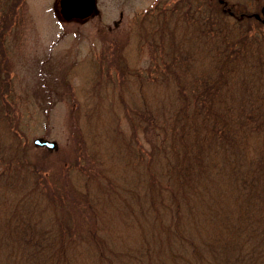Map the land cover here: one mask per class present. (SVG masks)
<instances>
[{"label": "trees", "instance_id": "16d2710c", "mask_svg": "<svg viewBox=\"0 0 264 264\" xmlns=\"http://www.w3.org/2000/svg\"><path fill=\"white\" fill-rule=\"evenodd\" d=\"M24 10L0 0V264H264V0L137 14L69 95L72 152L33 151L12 104Z\"/></svg>", "mask_w": 264, "mask_h": 264}, {"label": "rangeland", "instance_id": "374dc122", "mask_svg": "<svg viewBox=\"0 0 264 264\" xmlns=\"http://www.w3.org/2000/svg\"><path fill=\"white\" fill-rule=\"evenodd\" d=\"M156 1L96 0L88 17L65 20L59 0H25L22 23L7 43L14 65L12 104L32 146L33 138L40 136L55 140L57 149L72 152L75 118L69 95L74 89L76 102L86 99L82 77L91 70L86 61L95 57L102 67L109 64L134 27V17ZM147 50L143 45L140 68L149 62ZM68 68L72 69L69 91L62 82ZM123 125L127 128L126 122ZM32 150L42 148L34 145Z\"/></svg>", "mask_w": 264, "mask_h": 264}, {"label": "water", "instance_id": "95a60500", "mask_svg": "<svg viewBox=\"0 0 264 264\" xmlns=\"http://www.w3.org/2000/svg\"><path fill=\"white\" fill-rule=\"evenodd\" d=\"M59 8L65 20L72 18H85L91 15L96 9V0H59ZM256 18H260L258 13H254ZM264 22V17L261 19ZM33 143L48 149H55L57 142L43 137H34Z\"/></svg>", "mask_w": 264, "mask_h": 264}]
</instances>
